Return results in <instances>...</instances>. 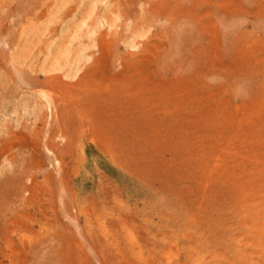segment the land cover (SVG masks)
<instances>
[{
    "label": "rangeland",
    "instance_id": "obj_1",
    "mask_svg": "<svg viewBox=\"0 0 264 264\" xmlns=\"http://www.w3.org/2000/svg\"><path fill=\"white\" fill-rule=\"evenodd\" d=\"M0 264H264V0H0Z\"/></svg>",
    "mask_w": 264,
    "mask_h": 264
},
{
    "label": "bare ground",
    "instance_id": "obj_2",
    "mask_svg": "<svg viewBox=\"0 0 264 264\" xmlns=\"http://www.w3.org/2000/svg\"><path fill=\"white\" fill-rule=\"evenodd\" d=\"M81 21H82V20H81ZM84 21H85V20H84ZM117 27H118V26H117ZM84 31H85V30H84ZM84 33H85V32H84ZM89 33H95V28H92L91 30H89ZM89 33H88V34H89ZM133 47H134V45H133ZM83 51H84V50H83ZM83 54H84V53H83ZM78 55H79V54H78ZM77 57H79V59L81 60L82 55H81V56L79 55V56H77ZM79 59L77 60V62H79ZM75 62H76V60H75ZM75 68H77V69H75V70H76V71H75V74H76L77 71L80 70V67L78 68L77 65H76ZM71 72H72V71H71ZM69 73H70V72H69ZM72 75H74V74H72ZM66 76L69 77L68 74H67ZM72 77H73V76H72ZM74 77H76V75H74ZM70 78H71V77H70ZM50 79H51V77H50ZM44 93H45V92H44ZM44 93L41 92L42 95L39 93V95L41 96V98H44V97H47V98H48V97L50 96V95L48 96L49 93H48V94H47V93L44 94ZM50 93H51V92H50ZM37 94H38V93H37ZM39 95H38V96H39ZM42 96H43V97H42ZM44 100H45V99H44ZM46 102H47V101H46ZM47 105H48V104H47ZM48 106H49V105H48ZM51 110H52V109H51ZM54 112H55V111H54ZM51 115H52V114H51ZM49 117H50V116H49ZM51 117H52V116H51ZM11 148H12V147H11ZM47 150H50V149H47ZM50 151H51V150H50ZM9 152H11V151H9ZM53 159H54V158H53ZM51 160H52V158H51ZM56 164H57V163H56Z\"/></svg>",
    "mask_w": 264,
    "mask_h": 264
}]
</instances>
